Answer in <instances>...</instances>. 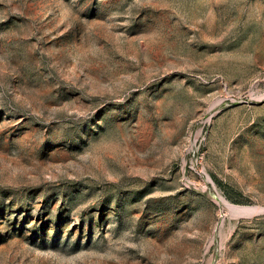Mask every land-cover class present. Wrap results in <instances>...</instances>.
<instances>
[{"label":"rangeland","instance_id":"rangeland-1","mask_svg":"<svg viewBox=\"0 0 264 264\" xmlns=\"http://www.w3.org/2000/svg\"><path fill=\"white\" fill-rule=\"evenodd\" d=\"M228 203L264 208V0H0V264H264Z\"/></svg>","mask_w":264,"mask_h":264},{"label":"bare ground","instance_id":"bare-ground-1","mask_svg":"<svg viewBox=\"0 0 264 264\" xmlns=\"http://www.w3.org/2000/svg\"><path fill=\"white\" fill-rule=\"evenodd\" d=\"M228 206L231 210H235L237 212H241L244 214H252L256 212H262L264 211V208L262 207H250V206H236V205H231L228 203ZM227 207V206H226ZM239 214V213H238ZM242 216V215H241Z\"/></svg>","mask_w":264,"mask_h":264}]
</instances>
